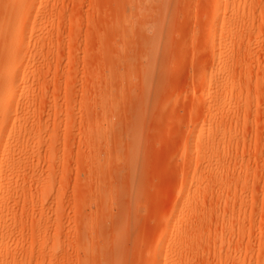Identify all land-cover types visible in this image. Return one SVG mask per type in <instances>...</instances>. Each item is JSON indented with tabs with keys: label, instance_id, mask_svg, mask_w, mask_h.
I'll return each mask as SVG.
<instances>
[{
	"label": "rangeland",
	"instance_id": "374dc122",
	"mask_svg": "<svg viewBox=\"0 0 264 264\" xmlns=\"http://www.w3.org/2000/svg\"><path fill=\"white\" fill-rule=\"evenodd\" d=\"M0 264H264V0H0Z\"/></svg>",
	"mask_w": 264,
	"mask_h": 264
}]
</instances>
